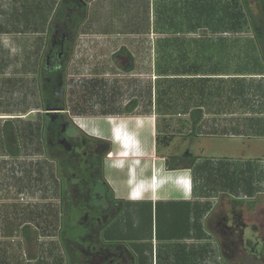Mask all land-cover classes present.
Segmentation results:
<instances>
[{"label": "rangeland", "instance_id": "obj_1", "mask_svg": "<svg viewBox=\"0 0 264 264\" xmlns=\"http://www.w3.org/2000/svg\"><path fill=\"white\" fill-rule=\"evenodd\" d=\"M237 1L247 4L246 8L241 4L246 23L239 32L222 35L200 25L194 33H165L163 39L178 40L176 50L191 51L189 56L174 53L175 61L168 64L170 74L177 70L178 74L208 75L214 67L222 68L213 59L217 51L222 53L224 49L223 38H229L232 46L236 41L251 40L250 17L264 40V0ZM71 3L60 2L61 16L52 17L50 22L40 17L41 26L45 23L44 28L49 31L38 34L18 32L14 2L0 3V219L7 214L18 215L20 220L29 219L32 225L31 229L25 226L23 252L17 254V259L21 258L23 264H264V196L259 193L262 164L253 152L259 147L258 140L195 139L193 153L206 161L194 171L192 168L195 197L200 193L206 197L194 201L187 239L178 220L168 226L160 215L156 217L154 209L152 225L143 224L144 216L139 212L138 224L129 223L133 228L126 233L147 241L141 244L125 239L114 243L115 252L107 249L103 238L113 222L112 213L116 219L118 214L124 215L126 207L131 213L135 210L112 202L121 192L112 194L97 178L112 158L102 152L111 149L115 156L116 151L125 155L143 148L142 126L150 115L152 119L156 116L157 125L158 121L164 122L151 130L156 137L176 138L170 150L175 154L177 147L184 145L190 128L186 112L190 108L179 102L166 112H148L149 101H154L157 60H170L168 53L157 49L160 35L58 33L56 24L71 21L73 10L64 8ZM31 13L32 10H25L26 20ZM57 41L65 47H58L52 63L48 57ZM81 42L91 55L89 61H97L88 64L94 65L91 71L101 72L102 76L86 77L83 73L87 63L80 64ZM104 42L112 45L102 47ZM121 43L131 46L134 63L122 58L114 60L111 51ZM28 57L34 63L25 66L23 62ZM131 66L132 72L124 71ZM131 100L137 101L138 107L129 113L124 107ZM8 120L16 130L14 156L3 140L2 126ZM160 126L164 128L161 131ZM169 126L172 128L167 129ZM184 126L188 129H182ZM210 172L217 177L231 174V190L213 194L215 185ZM219 187L216 185V189ZM181 197L184 198L182 194ZM3 199L15 201L6 204L11 207L9 213L1 206ZM128 220L135 223V213ZM25 227L20 233H25ZM137 243L141 245H133ZM32 256L37 262L29 261ZM2 259L0 252V264ZM6 261L10 262L8 258Z\"/></svg>", "mask_w": 264, "mask_h": 264}, {"label": "crops", "instance_id": "obj_2", "mask_svg": "<svg viewBox=\"0 0 264 264\" xmlns=\"http://www.w3.org/2000/svg\"><path fill=\"white\" fill-rule=\"evenodd\" d=\"M5 1L14 2V24L20 27L18 32L22 33L31 32L33 34H38L42 31H49V29L44 28L45 23L41 26L40 17L48 18V22H50L52 17L61 16L60 11H62V8H60V2H72L70 6L66 5L64 8L67 11H73L71 12V21H69V23L64 24L63 22H59L56 24L58 33L73 32L82 34V36L83 34L90 33H154L164 38L165 33H175L176 35L180 33H194L197 30L196 28H198L195 27V30L194 24L187 23L185 21L186 19L182 17L184 12L183 7L190 8L194 0H0V3ZM34 2H36L37 5H34ZM40 2H45L46 5L40 4ZM74 2L77 4H74ZM190 2L191 5H189ZM157 4H165V7H162L163 12L160 13V16L163 18L160 19L158 24H156L155 19V8ZM173 4L176 5V11L173 14L170 12L171 18L174 17V20L173 23H169L170 19L167 18L169 15L168 9L172 7ZM27 8L32 10V13L26 20L24 14ZM42 10L44 12H42ZM1 12L2 10L0 13ZM43 20L45 21V19ZM226 34L227 33H222V35ZM223 40L225 46L222 55H220L222 58L214 56L213 59L214 64L219 62L223 67L219 68V71H210L208 75L209 77H217L224 80L228 78H239L246 83L247 93L245 92L240 96H234V107L229 110L225 108V112L220 114L215 113L213 110H210V112L209 110H204L201 121L194 128H192L190 119L189 131L186 138L183 139L184 145L182 148L177 147L178 152L175 154H172L170 150L172 149L173 143L177 141L176 138L170 139V137L164 138V136H162L163 138L160 140L159 136L156 137L155 132L152 131H155L156 127L164 122L162 121L161 123V121H158L157 125L156 116L155 118L153 117V119L152 116H147L142 126V131H144L145 134L142 139L143 148L137 149L134 153H126L125 155L122 152L116 151L114 156V152L111 149H108L105 153L106 156L107 154L111 155L109 159L112 158L111 161L108 160L106 164H104V168H101L97 178L101 180L104 186L106 185V187H108V191L112 194L113 192L115 194L121 192L122 195H118L119 197L114 196L111 200L112 202L115 204H126L129 208L131 207V209L133 208V210H135V206L138 205L140 207L142 206L141 204H151L154 206L158 203L184 202L193 206L194 203H196L194 202L195 200L199 201L200 198H205L206 196L201 194L195 197L196 182L193 174L194 170L192 171L193 167L183 168L177 166V161H173L175 158L190 157L195 158V165L206 162L201 156L194 155L193 153L194 141L196 138L201 137H222L224 139H246L249 141L256 140L255 142L258 140L259 147L255 148L253 152L255 155L259 156V161L262 164L259 165V193L264 196V40H259V43L251 40L245 42L239 41L236 42L234 46H232L229 38H223ZM81 43L83 46H80L79 51L80 56L83 58L80 64L87 63L85 64V66H87L86 72L83 73H85L86 77L102 76L103 73L101 72L91 71L94 65L90 67L88 64H93L97 61H89L91 55L88 53V50H86V44H84V42ZM111 43L104 42L102 47L105 45H112ZM26 47H29L28 43ZM58 47L62 49L65 45H62L59 41L56 42L54 51L48 57L52 63H55V53L58 52ZM245 47H250L255 50L253 52H245ZM130 48L131 46L127 44H115L114 50L111 51L115 57L114 60L122 58L131 60L132 63H134V56L130 52ZM232 48H236L235 50L238 52H234ZM83 51L85 54H82ZM23 63L27 66L29 64L32 65L34 61L28 57ZM153 63V71L155 73V66L157 65L156 60H154ZM233 66L235 68H233ZM124 71L130 73L133 71V68L132 66L126 67ZM158 74L159 73H155V77L158 78ZM200 76L201 75H195V77ZM150 98H152V90L149 100ZM130 102L124 107V111L129 113L133 112L134 109L138 107L137 101H135L136 105L134 108L131 111H127L126 107ZM148 108L149 113H154L158 110L154 101L153 104L149 101ZM191 109L186 111L189 112L187 114L189 118ZM164 112H166V110ZM169 128H172V126L167 127V129ZM163 129L164 128L160 126V131ZM182 129L186 130L188 128L184 126ZM132 144H134V142ZM128 157L131 158L128 159ZM125 159L127 162H124L126 161ZM169 164L173 166L171 170L167 169ZM107 170L116 173L117 176L111 177ZM215 174L216 173L213 174L215 177H212V182L215 185L213 194L217 192L227 193L228 190H231L228 186L231 180V174H221L220 177L222 180H219L220 177L218 178L217 174ZM216 185L220 187L216 189ZM239 188L240 187L236 189ZM162 192H165L166 195L163 196ZM181 194L184 198L181 197ZM14 202H8L7 199L4 202L3 199L1 202L3 205L1 206L5 212L9 213L11 207L6 204H12ZM20 207L21 206H19V208ZM146 207H148V205H146ZM130 214L132 216L134 213L130 212ZM114 215L112 213V221L115 220L113 217ZM131 216L129 218H131ZM129 223L135 225L137 221L135 220V223L134 221H130ZM25 226H29L31 229V222L29 219L28 221L20 220L18 215L16 217H9L7 214L3 219H0V238L2 237L1 235H3L2 240H0V252L3 256L2 264H12L14 261L13 259L16 261L15 264H23L21 258L17 259V254L23 252V238L26 237L27 234L24 235L22 232L20 233V230ZM34 228L33 226V229ZM17 231L19 232L17 233ZM123 232L122 235H125V232ZM125 238L126 241L132 242L143 243L147 241V239L140 236H127ZM8 239H10V242H8ZM103 239L107 242V245H115L114 243L116 241L122 240L116 236H111L109 240ZM110 250L115 252L114 249ZM36 251L38 252V246ZM33 257L34 256L30 257L29 261L37 262L38 259L35 260ZM7 258L10 262L6 261ZM36 264H39V262Z\"/></svg>", "mask_w": 264, "mask_h": 264}, {"label": "trees", "instance_id": "obj_3", "mask_svg": "<svg viewBox=\"0 0 264 264\" xmlns=\"http://www.w3.org/2000/svg\"><path fill=\"white\" fill-rule=\"evenodd\" d=\"M186 4V3H185ZM243 7H247V4L242 1L241 3ZM237 0H194L189 3L190 8H184L183 16L187 23L194 24L195 27L200 28L206 27L218 32L222 33H236L243 29V24L246 23V15L243 11L242 5ZM176 5L173 4L170 7L169 15L167 16L169 23H173L174 17L171 18V13L173 14L176 11ZM162 7H165V4H157L155 8L156 14V24L160 21L162 16L160 13L163 12ZM171 12V13H170ZM250 25L252 26L253 36L251 41L259 43V40L262 39L260 35V30L253 22V19L250 17ZM177 39L165 38L162 40H158L157 42V49L161 50L162 52L168 53V58L170 60L168 62L157 60V69H158V78L157 82L154 85V104L157 106L159 111H168L172 109V106L175 107L177 103L181 102L184 106L188 108H192L190 112V119L192 128L196 127L197 124L201 121L204 110H213L215 113H222L225 112V108L227 110L234 107V98L236 96H240L243 93H247L246 91V83L240 80L239 78H228L224 80L222 78L217 77H209V75L202 74L200 77H195L194 75L190 74H178L177 70H173L174 74H170L168 72V68L170 65L175 61L174 53L180 52L182 56H189L191 51L189 50L183 51L176 50L175 48H179L177 46ZM239 42V41H236ZM235 42V43H236ZM176 43V44H174ZM218 44V43H217ZM236 45V44H235ZM248 46V45H247ZM234 52H238L235 50L236 48H232ZM253 48L245 47V52L254 51ZM177 51V52H176ZM217 51V50H216ZM224 51L223 49L221 50ZM222 55L219 51H217V56ZM173 61V62H172ZM172 62V63H170ZM168 64H170L168 66ZM216 64H220L217 62ZM255 64V63H254ZM167 67H166V66ZM215 68V69H214ZM212 71H219V67H214ZM217 68V69H216ZM184 73H188L187 71ZM149 95L151 94V88H149ZM232 95V96H231ZM235 96V97H234ZM246 102V101H245ZM180 103V104H181ZM136 105L135 101H131L127 107V111H131L134 106ZM212 111V112H213ZM3 140L6 146V149L11 155H15L16 149H14L13 145L17 141L16 137V130L15 126L11 121H5L3 126ZM157 141V140H156ZM108 150V149H107ZM106 149L102 154L106 153ZM100 154V155H102ZM173 161H177V166L181 167H193V170L199 168L200 165H205V163H201L199 165H195V158H175ZM194 165V166H193ZM209 166V165H208ZM173 168L172 165H168L167 169L171 170ZM213 171V170H212ZM215 172H210L212 177ZM216 175V174H215ZM219 178V177H218ZM233 179V178H232ZM231 179V180H232ZM201 180V179H200ZM202 181V180H201ZM247 184V182H246ZM201 194V193H200ZM202 195V194H201ZM146 206H138L135 207V215L138 219L142 215L144 216V223L143 224H153V212L155 209L156 217L160 215L162 219L167 223L168 226L172 225L175 220H178L180 224L184 227L185 232H183L184 239L187 238V234H189V224H190V217L193 211V207L191 204H186L184 202H170L167 204H155L154 206L151 204H145ZM146 207V208H144ZM127 208V207H126ZM123 210L122 216H119L115 219L109 227L105 230L104 238L106 240L111 239V236H116L119 239H126V233L132 231V226L130 224L129 227V217L131 214L129 211ZM140 212V216L138 213ZM142 212V214H141ZM146 212V213H145ZM169 220V222H168ZM127 224V226H126ZM123 226H126L123 227ZM26 235L27 227L24 228ZM166 230V229H165ZM125 232V235H122V232ZM191 231V230H190ZM123 232V233H124ZM133 244V245H137ZM142 244V243H141ZM140 244V245H141ZM108 249H115V245H107Z\"/></svg>", "mask_w": 264, "mask_h": 264}, {"label": "flooded vegetation", "instance_id": "obj_4", "mask_svg": "<svg viewBox=\"0 0 264 264\" xmlns=\"http://www.w3.org/2000/svg\"><path fill=\"white\" fill-rule=\"evenodd\" d=\"M114 213V212H113Z\"/></svg>", "mask_w": 264, "mask_h": 264}]
</instances>
